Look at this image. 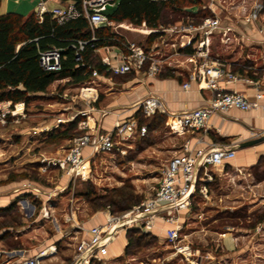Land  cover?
I'll return each mask as SVG.
<instances>
[{
    "label": "rangeland",
    "instance_id": "1",
    "mask_svg": "<svg viewBox=\"0 0 264 264\" xmlns=\"http://www.w3.org/2000/svg\"><path fill=\"white\" fill-rule=\"evenodd\" d=\"M191 3L194 2L190 0L181 2L183 6ZM196 7L194 6L193 9L195 10ZM204 10H201L200 16L206 12ZM186 13L184 10L172 11L170 7H165L161 22L167 26L183 18ZM209 13L208 11L207 14ZM199 15L196 16L197 19ZM189 16L194 17L192 14ZM123 24V26L110 27L123 39L145 44V46L150 45L146 31L151 28L145 27L144 24L138 26L129 21ZM212 55L214 58L224 60L234 71L241 72V69H245L249 73L256 72L258 77L264 73V46L227 47L222 46L216 37ZM98 58L100 59V55ZM130 77L132 75H113L116 81H126ZM94 84L98 85L101 94V81L96 80ZM80 87L81 83L74 84L68 81L53 84L46 94L40 95L28 106L25 105L28 110L25 117L20 119L15 117L17 113H13L16 106L1 104L0 186L8 181L23 180L25 181L23 188L36 185L56 187L64 177L68 176L66 170L54 162V159L58 157L51 159V163H48V160L44 163L38 159L39 151L46 152V155L50 152V147L41 145L46 141L47 131L34 132L32 128L34 125L48 124L53 119L67 118L77 113L79 107L88 106L89 104H83L78 99ZM71 97L73 99H70ZM94 105L98 107L99 104ZM136 115L141 118L142 123L149 124L148 133L121 143L123 152L116 150L113 153H97L89 163V178L71 177L62 193L55 197L58 199L55 200L58 204L55 213L60 223L63 222L62 215L67 211L71 213L69 208L72 206L75 210L79 209L78 214L81 216L86 213V210L84 213L80 210L86 207L89 213L101 210L108 217L110 213L123 214L154 194L165 162L174 154L175 147L172 144L179 143L182 133L173 125H168L167 119L160 113L153 118H146L139 107ZM78 116L79 122L87 117L81 113ZM69 122L64 121L61 127H66ZM22 126H27L30 130L22 133L20 132ZM71 133L78 134V130L74 129ZM62 142L65 143L62 156H65L72 140L70 143L65 140ZM210 172L212 173V166ZM249 172L250 174L240 180L237 177L233 178V181L229 178V183L212 174L213 178L208 186L209 198L214 199L216 195H219L221 200L211 203L207 196L195 198L192 210L186 212L185 223L180 228L179 238L175 243L169 242L166 235L164 236L159 229L153 231L152 227L146 230L142 228L144 225L129 227L126 230L127 249L125 247L122 254L108 260V264H264V220L259 222L264 215V199L260 195L264 193V180H262L264 162L251 168ZM239 181L242 182L240 185H234ZM259 183L262 185H256ZM229 186H233L231 191ZM23 196L27 197L24 199L31 201L32 206L36 205L39 208L40 202L34 199L32 193L23 194ZM234 200L237 201L234 202ZM229 204L236 206L226 209L225 206ZM28 208L33 210L25 211L26 218L35 217V212L38 214L37 208L31 207L30 203ZM4 214L0 216V228L5 224L24 220V214L22 215L16 209V205ZM51 219L47 220L49 227L40 228L31 233L32 236L37 235V238L29 239V235L25 237L26 246L33 248L35 245H47L44 239L55 237L58 231L54 229ZM258 226H260L259 229H257ZM229 227L241 236L237 248L243 249V252L233 255L234 257L224 251L226 246L222 242L217 241L219 232L222 233ZM55 244L56 255L59 257L52 260L47 258L45 264L59 263L60 256L64 258L63 254L72 248L64 240ZM111 248L119 250L120 242L112 244ZM184 252L185 254L191 252V255H187L186 259L182 255ZM89 264H101V262L95 261Z\"/></svg>",
    "mask_w": 264,
    "mask_h": 264
},
{
    "label": "built area",
    "instance_id": "2",
    "mask_svg": "<svg viewBox=\"0 0 264 264\" xmlns=\"http://www.w3.org/2000/svg\"><path fill=\"white\" fill-rule=\"evenodd\" d=\"M176 3L178 0H161ZM235 3L236 0H227ZM118 0H82L81 6L74 1L49 8L45 0H40L36 6L35 13L39 21L43 20L44 13L49 12L60 24L71 19L85 16L88 18L92 29L99 26H122L123 23L110 20L106 14L107 6L115 7ZM186 15L158 29L162 34L163 45L148 48L144 44L123 39L118 35V42L104 46V54L100 55V61L106 66V70L115 74L140 73L144 76L155 77L162 74L166 65L178 63L179 56L191 63L190 75L196 80L202 89L212 92L206 104L183 111H169L165 108L161 98L156 94H150L140 102L142 115L151 118L159 112L167 115L169 125H173L179 132L204 130L211 128V118L214 114L225 112L232 107L250 110L262 107L258 100H251L244 93L237 90L221 88L218 81L222 78L228 81L241 79L236 71L232 70L224 60L214 58L211 44L212 36L217 29H221V42L226 46L238 35L230 34L232 30L222 28L221 20L217 15H206L195 20L189 14L190 7H182ZM171 10H175L171 8ZM264 13V0H254L248 13L250 19H258ZM186 17V18H185ZM118 33V32H117ZM165 36V37H164ZM88 43L87 39H76L73 47L77 58H81V51ZM170 49L165 51V46ZM191 45L192 52H185L184 48ZM161 47V48H160ZM100 49L97 48L96 52ZM63 48L49 46L39 51V61L44 69L60 70ZM100 73L92 70L91 79L86 81L79 90L78 97L84 102L91 103L98 99L99 92L92 83ZM185 89L190 87V82H184ZM260 98L262 94H257ZM1 108V103H0ZM84 111L82 114H85ZM61 118L58 119L60 121ZM83 131L72 138V143L65 156L54 159L62 169L73 176H83L84 165L89 158L97 153H113L121 149V143H126L136 136H145L148 133V124L140 122V118L132 116L124 118L115 123L109 131H100L97 127L86 129L87 121L79 122ZM90 152L85 154V148ZM184 152L174 154L164 165L161 178L154 194L140 204L134 205L123 214H109L106 222L90 228L89 238H80L75 243V258L80 264H89L100 261L108 264V260L116 258L109 251L111 242L120 230L129 227H142L150 230L154 226L156 218L169 223L171 227L166 229V238L175 243L179 238V230L182 223L179 222L180 214L192 210L195 198L207 196L208 182L213 176L210 172L211 166L223 165L227 160L234 158V149L213 148L211 150H191L188 145L184 146ZM48 160V163H51ZM45 209V207H44ZM44 214L47 216L49 211ZM141 223V224H140ZM140 224V225H139ZM262 223H260L261 225ZM260 226L257 227L259 229ZM57 252L56 244H50L38 250L35 254L23 257L15 263L4 264H45V259ZM185 254V252H184ZM0 264L1 260H0ZM64 264H71L65 262Z\"/></svg>",
    "mask_w": 264,
    "mask_h": 264
},
{
    "label": "crops",
    "instance_id": "3",
    "mask_svg": "<svg viewBox=\"0 0 264 264\" xmlns=\"http://www.w3.org/2000/svg\"><path fill=\"white\" fill-rule=\"evenodd\" d=\"M39 1L40 0H0V13L14 12L28 15L29 13L35 11ZM45 1L49 8H53L67 2H63L61 0ZM253 2L254 0H236L235 3H230L227 0H194L192 8H190L193 11L189 12H191L190 14L194 16L192 18L196 20L200 19L202 16H206L209 14L217 15L221 20L222 28H229L230 30H232L230 33L231 35L233 33L239 36L238 39L235 38L234 40L230 41V44L227 47H236L237 45L242 47L264 46V13L256 20L247 18ZM194 6H197L195 10L193 9ZM203 9H205L204 11H207V13L208 11L210 13L203 14L202 16L199 15V18L197 19L196 16L198 15L199 11ZM161 26L164 25L160 21L157 27H146L151 28L152 30L158 29ZM149 31L150 30L146 31V33H148V36L155 32L157 35L151 42L148 41L147 37V41L150 45H146V47L156 48V45H163L164 39L161 40L162 34L157 31ZM216 37L221 42V29H217L212 36V51L214 39ZM223 45L225 44L222 43V46ZM104 46H101L97 51L98 55L105 53ZM167 49L170 48L166 45L165 51ZM190 67L191 63L185 58V56H179L178 63L176 65H166L165 71L155 77L144 76L143 74L137 72L115 74L109 71V75L100 73V75L98 77H95L92 82L94 84L96 80L101 81V94L99 93V97L96 101L87 103L80 99L83 104L89 105L79 107L77 113L71 114V116L67 118H61V122L53 119L48 124H43L40 126L34 125L32 129L34 132L49 131L54 128L58 129L59 127L63 126L62 123H64V121H71L80 113L82 114L84 111H86V113L82 115L87 116L85 119L87 121V130L97 127V129L100 131H109L119 120L137 116L136 113L138 108L140 107V102L150 94L158 95L161 98L165 108L169 111H183L202 106L207 103L209 98L212 96V92L210 90L200 88L198 82L194 80L190 75ZM169 70H172L174 72V75H167V72ZM245 71L243 73L236 71L239 75L242 76L241 79L236 81H228L225 78L220 79L218 81L219 86L228 90L240 91L251 100H258L260 104H264V73L258 77L256 76V72L249 73V71ZM113 75H132V77L128 78V80L126 81H116L115 79H113ZM64 81H68V79L64 78L57 82ZM187 81L190 82V87L185 89L183 87V83ZM85 82H83L81 86ZM94 85L99 92L98 85ZM46 93L41 92L39 94L43 95ZM257 94H262V96L260 98H257ZM70 99H73V97H71ZM1 104L11 105V102L3 101L1 102ZM94 104L99 105L97 107ZM19 105H21L20 108ZM14 106L17 107L15 112H13L17 113V115L15 114V117L17 119L25 117L26 110H28V108L25 107V103L21 101L15 103ZM159 113L167 119V115L165 113ZM29 130V127L22 126L20 132L26 133ZM77 130L78 134L83 131L80 125L77 126ZM180 133H182V136L178 140L179 143L172 144V146L175 147L174 154L184 152L185 145H188L191 150L203 151L211 150L213 148L234 149L235 146H238V144H241L245 140L252 138L258 134L264 133V109L262 107H256L250 110H243L238 107H232L225 112H220L213 115V117L211 118L210 130H195ZM62 140L70 143L72 138L42 142L41 145L50 147V152L46 155V152L39 151L38 159L45 163V161L47 160H51L55 157H60V155L62 156V150H65L63 149L65 143L62 142ZM70 145L71 144H69V147ZM234 150L236 151V155L234 158L227 160L223 165L212 166L213 176H217L222 180L228 181V183L229 178L232 181L235 177H237L239 180L243 179L246 175L250 174L249 170L251 168L258 166L259 164L264 162V141L251 146L237 147ZM89 152L90 148H85V154H88ZM95 156L96 154L87 158L82 170L84 171V174L83 176L79 177L83 179L89 178V163ZM168 159L166 160V162L168 161ZM67 175L68 176L64 177V179L61 180L59 185H57L56 187H44L36 185L28 188H23V185L25 184V181L23 180L8 181L5 185L0 186V216H4V213L13 209L15 205L16 209L20 211L22 215L24 214V220L20 222L5 224L0 228V260L2 264L6 262H18L23 257L35 254L38 250L46 247L47 245L55 244L58 241L62 240H64V242H66V244L70 245V247L72 248H69V252L63 254L64 258L60 256L61 261L57 264H64L65 262H70L71 264H80L78 261H74L76 254L75 243L80 238H89L90 228L95 225L105 223L107 215L101 210H96L92 213H89L87 212V208L84 207V209L80 211L84 213V211L86 210V213L81 216L80 214H78L79 209L77 208L75 210V207L72 206L71 208H69L71 213L69 214L67 211V213L62 215L63 222L60 223L55 213L58 206V204L56 203L58 199L55 197L58 194L62 193V191L66 187L65 184L69 182L71 177H74L69 173ZM262 180H264V178H262ZM240 183L242 182L239 181L234 185H240ZM209 185L210 182H208V186ZM256 185L262 184L259 183ZM229 189L231 191V189H233V186H229ZM28 193H32L34 199H38L40 205L39 208H37L36 205H33L35 209L37 208L38 210V214H36L37 212L34 211V216L36 215L35 217L26 218L25 211H29L31 209L33 210V208H28L29 203L31 207H33L31 201L29 199H24L27 197L23 196V194L25 195ZM260 195L264 199V193ZM207 198L209 201H211V203H217L218 200H221V196L219 197V195H216V198L214 199L209 198L208 193ZM70 201L72 202V200ZM235 201L237 200H234V202ZM235 206L236 205L234 204H229L226 205L225 208H234ZM46 210L49 211V214L47 216L44 214ZM51 213L53 216L52 219ZM185 213L186 212L183 213L184 215H180L179 222L182 223V225L185 223V219L187 217V213ZM49 219H51L54 229L58 231V233L55 234V237H50L49 239L45 238L44 240H46L47 245H35L33 246V248L26 246L24 243L25 237L29 235V239H33L35 237L37 238V235L34 234L32 236L31 233L33 231H36L37 229H46V227H49L47 223V220ZM169 227H171L169 223H166L160 218H156L152 230L156 231L157 229H159L165 236V230ZM219 234L220 236L218 237L217 241L222 242V244L226 246L224 251L230 253L232 257L243 252V249L237 248L241 236L238 233H234L232 227H229L222 233L219 232ZM126 235V230H120L115 239L111 242L109 251L112 256L120 255L124 252V249L128 243ZM118 241L120 242L119 250L112 249L111 245ZM56 254L57 252L49 256L48 259L52 260L54 258H58L59 255ZM182 255L187 259V255H191V252H186L185 255ZM46 260L47 258L45 259V261Z\"/></svg>",
    "mask_w": 264,
    "mask_h": 264
},
{
    "label": "trees",
    "instance_id": "4",
    "mask_svg": "<svg viewBox=\"0 0 264 264\" xmlns=\"http://www.w3.org/2000/svg\"><path fill=\"white\" fill-rule=\"evenodd\" d=\"M61 1H74L78 6L82 3V0ZM181 2L182 0L175 4L161 0H118L115 7L106 10V14L110 20L116 22L129 21L138 26L145 24L148 27H157L164 8L183 10ZM192 5L193 3L185 5V10L192 8ZM200 13L201 10L198 15ZM203 14H207V11ZM156 35V32L150 34L148 41L151 42ZM118 37V33L110 26L92 29L85 16L60 24L49 12L44 13L42 21H39L35 11L28 15L0 13V103L10 101L13 106L22 101L28 106L40 96L39 93L48 92L51 86L61 79L66 78L69 83L82 84L91 79L93 69L109 75L110 72L106 71V66L101 63L96 49L107 44H116ZM79 38L88 40L81 51V58H77L73 47V42ZM49 46L63 48L60 70H47L40 64L39 51ZM184 50L191 53V45ZM244 71L245 69H241V73ZM167 75H174V72L169 70ZM78 122L79 116L64 128L47 131L45 140L73 138L76 134L71 131L77 129ZM140 122H143L141 118ZM263 220L264 215L259 221Z\"/></svg>",
    "mask_w": 264,
    "mask_h": 264
},
{
    "label": "water",
    "instance_id": "5",
    "mask_svg": "<svg viewBox=\"0 0 264 264\" xmlns=\"http://www.w3.org/2000/svg\"><path fill=\"white\" fill-rule=\"evenodd\" d=\"M107 8L111 9V5H108ZM262 141H264V133L258 134L252 138L245 140L241 144H238V146H235L234 149H236L237 147H245V146L255 145V144L262 142Z\"/></svg>",
    "mask_w": 264,
    "mask_h": 264
}]
</instances>
